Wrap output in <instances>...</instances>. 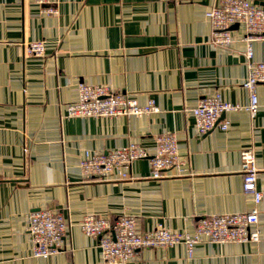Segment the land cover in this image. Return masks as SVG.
I'll list each match as a JSON object with an SVG mask.
<instances>
[{"label": "crops", "instance_id": "1", "mask_svg": "<svg viewBox=\"0 0 264 264\" xmlns=\"http://www.w3.org/2000/svg\"><path fill=\"white\" fill-rule=\"evenodd\" d=\"M263 4L264 0H253ZM0 0V262L1 264H264V82L258 107H244L249 92L246 47L240 24L228 45L213 43L206 10L218 0ZM43 39L40 56L23 42ZM252 59L264 61V39L252 42ZM103 84L152 99L156 111L117 116H67L77 83ZM220 92L240 108L222 113L226 130L199 134L191 107ZM173 132L185 172L149 177L146 157L134 160L125 179H84L85 151L136 142L148 153L155 137ZM251 147L259 238L197 242L191 256L183 243L146 247L123 262L103 259L98 236L85 234L80 218L95 213L115 219L127 213L138 227L157 224L192 231L199 216L247 211L240 151ZM57 210L67 218L64 247L32 255L26 229L31 210Z\"/></svg>", "mask_w": 264, "mask_h": 264}, {"label": "built area", "instance_id": "2", "mask_svg": "<svg viewBox=\"0 0 264 264\" xmlns=\"http://www.w3.org/2000/svg\"><path fill=\"white\" fill-rule=\"evenodd\" d=\"M37 4L47 5L43 10L56 13L57 8L49 0H35ZM211 25L210 39L213 43L228 45L231 40L230 26L240 24L246 47L244 54L247 62V75L242 85L249 92V101L244 106L251 116L258 107L256 85L264 82V61L252 59V42L264 39V3L253 0H218L206 10ZM25 54L40 56L45 51L43 39L23 42ZM240 104L225 100L221 93L201 96L191 107L194 126L199 134L215 127L226 130L228 120L222 113L240 108ZM158 107L152 99L140 104L134 97L116 91L107 85L77 83V98L67 103V116H117L142 114L156 111ZM148 159L149 177L161 178L185 172L184 160L177 148V138L173 132H164L155 137L152 153L136 142H128L105 151H85L79 164L84 179H125L130 176L131 164L138 158ZM242 189L251 194L253 204L247 211L199 216L192 231L173 230L157 224L142 230L137 218L123 213L115 219L87 213L79 220V226L87 235L98 236V246L102 257L108 262H123L130 259L138 249L183 243L188 256L193 254L194 246L201 240L213 242L256 241L259 231L257 204L262 192L256 184L257 166L251 147L240 151ZM69 226L62 212L47 208L31 210L27 214L26 229L32 241V255L47 257L64 247V235ZM1 264V262H0Z\"/></svg>", "mask_w": 264, "mask_h": 264}, {"label": "water", "instance_id": "3", "mask_svg": "<svg viewBox=\"0 0 264 264\" xmlns=\"http://www.w3.org/2000/svg\"><path fill=\"white\" fill-rule=\"evenodd\" d=\"M235 25H237V23L232 24L231 27H232V26H235Z\"/></svg>", "mask_w": 264, "mask_h": 264}]
</instances>
